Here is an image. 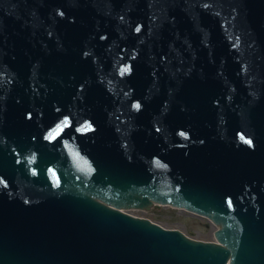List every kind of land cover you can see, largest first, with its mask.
Masks as SVG:
<instances>
[{"label": "water", "instance_id": "1", "mask_svg": "<svg viewBox=\"0 0 264 264\" xmlns=\"http://www.w3.org/2000/svg\"><path fill=\"white\" fill-rule=\"evenodd\" d=\"M0 264H264V0H0Z\"/></svg>", "mask_w": 264, "mask_h": 264}, {"label": "rangeland", "instance_id": "2", "mask_svg": "<svg viewBox=\"0 0 264 264\" xmlns=\"http://www.w3.org/2000/svg\"><path fill=\"white\" fill-rule=\"evenodd\" d=\"M128 213L149 220L169 229H178L190 238L213 241L214 225L207 218L170 206L151 208L149 211L128 210Z\"/></svg>", "mask_w": 264, "mask_h": 264}, {"label": "bare ground", "instance_id": "3", "mask_svg": "<svg viewBox=\"0 0 264 264\" xmlns=\"http://www.w3.org/2000/svg\"><path fill=\"white\" fill-rule=\"evenodd\" d=\"M136 210H138V209H136ZM140 211H142V210H140ZM138 217V216H137ZM144 218V217H143ZM216 229V226H214V230ZM213 241H215V239H213Z\"/></svg>", "mask_w": 264, "mask_h": 264}]
</instances>
